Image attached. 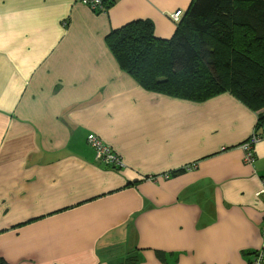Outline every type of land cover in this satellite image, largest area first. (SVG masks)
<instances>
[{
	"label": "crops",
	"instance_id": "0c3cea01",
	"mask_svg": "<svg viewBox=\"0 0 264 264\" xmlns=\"http://www.w3.org/2000/svg\"><path fill=\"white\" fill-rule=\"evenodd\" d=\"M113 1L0 0V264H251L264 123L229 91L147 90L111 51L107 35L139 19L171 38L192 0ZM91 133L126 166L100 164Z\"/></svg>",
	"mask_w": 264,
	"mask_h": 264
},
{
	"label": "trees",
	"instance_id": "16d2710c",
	"mask_svg": "<svg viewBox=\"0 0 264 264\" xmlns=\"http://www.w3.org/2000/svg\"><path fill=\"white\" fill-rule=\"evenodd\" d=\"M113 3L107 0L101 12ZM182 16L169 39L158 37L150 20L139 19L114 29L106 41L145 89L194 101L229 91L257 113L261 126L264 0H192ZM139 261L133 256L121 264Z\"/></svg>",
	"mask_w": 264,
	"mask_h": 264
},
{
	"label": "built area",
	"instance_id": "2783aa9c",
	"mask_svg": "<svg viewBox=\"0 0 264 264\" xmlns=\"http://www.w3.org/2000/svg\"><path fill=\"white\" fill-rule=\"evenodd\" d=\"M82 3L88 5L91 9L96 12H101L105 10V3L107 0H80ZM183 10L179 9L178 11L171 13V17L175 21H179ZM262 136L258 132L253 133L250 138H248L244 143H242V148L244 150V161L250 165H253L256 162L255 154V145L261 140ZM88 143L95 150L96 160L105 166L123 168L126 166V163L123 157L116 153L112 146L106 143L99 135L96 133H91L88 136ZM258 195H264V186L257 193ZM262 234H263V244L260 249L256 251L253 256L251 264H264V221L262 225Z\"/></svg>",
	"mask_w": 264,
	"mask_h": 264
}]
</instances>
